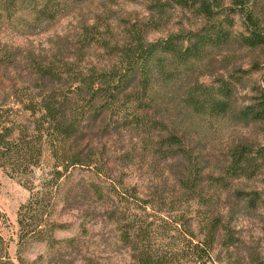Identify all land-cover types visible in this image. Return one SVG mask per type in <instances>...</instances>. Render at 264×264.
Returning a JSON list of instances; mask_svg holds the SVG:
<instances>
[{
	"label": "trees",
	"instance_id": "1",
	"mask_svg": "<svg viewBox=\"0 0 264 264\" xmlns=\"http://www.w3.org/2000/svg\"><path fill=\"white\" fill-rule=\"evenodd\" d=\"M84 1L0 0V21L23 13L31 16L28 21L32 23L51 22L70 5ZM171 1L193 14L200 25L152 41L145 39L142 26L132 27L127 29L123 44L94 34L85 36L80 42L83 50L95 45L108 51L110 58L103 65L77 64L75 58L55 54L48 59L33 57L28 64L30 92L8 100L0 98V169L28 191L16 213L18 245L55 241L52 232L57 226L51 214L56 193L74 167L89 170L94 178L89 186L95 194L102 196L103 190L114 189L109 180L111 168L94 152V144L102 129L114 132L132 126L151 131L158 151L164 149L167 157L184 161L178 182L192 195L184 193L182 206L172 211L158 208L154 197L139 196L133 190L119 196L122 210L115 204L107 209L106 221L114 224L119 240L137 264L215 262V246L222 241L224 224L214 198L200 194L204 184L198 180L205 175L207 185L223 184L224 174H204L198 165L189 169V150L176 127L156 115V103L169 99L198 115L232 116L240 122L264 125V26L248 0H232L236 7L225 5L224 0ZM150 3L151 12H164L166 2ZM234 12L241 15L242 30L236 34ZM91 28H84L87 34ZM233 38L241 47L256 50L262 60V86H253V94L240 107L234 105L235 90L248 70L238 67L215 76L221 69L215 52ZM81 48L77 54L82 61ZM200 76L212 78L205 83ZM46 152L49 170L37 178L36 169H42ZM230 155L225 174L249 176L259 158L264 163V146L251 152L248 145L240 144ZM257 194H246L249 204L254 205ZM101 199L104 203L107 198ZM3 217L0 213V220ZM226 237L232 242L228 232ZM0 246L6 254L7 243L1 236Z\"/></svg>",
	"mask_w": 264,
	"mask_h": 264
},
{
	"label": "rangeland",
	"instance_id": "2",
	"mask_svg": "<svg viewBox=\"0 0 264 264\" xmlns=\"http://www.w3.org/2000/svg\"><path fill=\"white\" fill-rule=\"evenodd\" d=\"M153 1L85 0L70 5L51 22L32 23L28 21L31 16L23 13H14L9 21H0V98L8 100L30 92L28 64L33 57L48 59L55 54L75 58L77 64L103 65L110 58L108 51L95 45L83 50L80 42L85 36L94 34L110 43L123 44L127 29L142 26L145 39L152 41L195 29L201 23L171 0H161L166 2L162 14L151 12L149 7ZM248 1L264 26V0ZM231 2L224 0L225 5L234 6ZM231 17L236 34L242 30L241 15L234 12ZM85 27L93 28L87 34ZM80 48V54L84 55L82 61L77 54ZM215 53L219 58L217 67L221 68L215 76L231 73L238 67L248 70L235 90L234 105L240 107L253 94V86H262L259 53L241 47L236 38ZM211 78L199 77L205 83ZM178 103L169 99L157 101L156 115L176 127L189 150L192 161L189 169L198 165L204 174H224L223 184L209 186L203 178L205 175L198 180L204 184L200 194L214 198V206L224 224L222 241L215 246L213 264H264V163L259 158L255 172L249 176L225 174L233 147L245 144L253 152L264 146V125L240 122L232 116L198 115ZM151 133L132 126L117 128L114 132L105 128L99 132L94 152L109 164V180L115 190H103L102 196L107 198L103 203L102 196L89 186L94 180L89 170L74 167L64 176L56 193L51 221L57 227L52 232L55 241L51 244L34 240L17 244L16 213L28 198V191L0 169V213L4 216L0 220V236L7 243L6 254L0 246V264H137L119 240L114 224L106 221L107 209H113L115 204L122 210L119 196L133 190L139 196L154 197L158 208L172 211L182 206L184 193L192 195L190 190L181 189L178 182L184 161L167 157L164 149L158 151ZM49 163L46 152L42 169H36L37 178L48 172ZM249 192L258 193L254 205L247 201ZM227 232L232 236L230 243L231 239H225ZM179 264L188 263L181 260Z\"/></svg>",
	"mask_w": 264,
	"mask_h": 264
}]
</instances>
